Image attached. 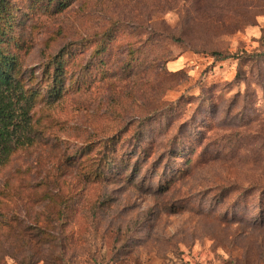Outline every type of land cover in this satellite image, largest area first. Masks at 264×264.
Instances as JSON below:
<instances>
[{
	"label": "rangeland",
	"instance_id": "obj_1",
	"mask_svg": "<svg viewBox=\"0 0 264 264\" xmlns=\"http://www.w3.org/2000/svg\"><path fill=\"white\" fill-rule=\"evenodd\" d=\"M9 1L0 264H264V0Z\"/></svg>",
	"mask_w": 264,
	"mask_h": 264
},
{
	"label": "trees",
	"instance_id": "obj_2",
	"mask_svg": "<svg viewBox=\"0 0 264 264\" xmlns=\"http://www.w3.org/2000/svg\"><path fill=\"white\" fill-rule=\"evenodd\" d=\"M14 19L10 1L0 0V166L17 147L31 144L33 141L31 111L35 92L25 84V81H31V76H26L27 73L21 69L16 55L10 52ZM53 63L55 76L60 77L61 58ZM55 76L53 80L56 79ZM62 87L57 90L58 96L62 93ZM127 164L117 162L112 171L113 175L122 178ZM137 166L138 162H135L133 168Z\"/></svg>",
	"mask_w": 264,
	"mask_h": 264
}]
</instances>
